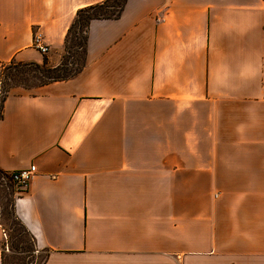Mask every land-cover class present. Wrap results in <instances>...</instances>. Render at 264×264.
<instances>
[{
    "label": "crops",
    "instance_id": "obj_1",
    "mask_svg": "<svg viewBox=\"0 0 264 264\" xmlns=\"http://www.w3.org/2000/svg\"><path fill=\"white\" fill-rule=\"evenodd\" d=\"M100 1L0 0V66L59 65ZM86 56L0 119V171L37 168L13 205L45 264H264V0H127Z\"/></svg>",
    "mask_w": 264,
    "mask_h": 264
},
{
    "label": "trees",
    "instance_id": "obj_2",
    "mask_svg": "<svg viewBox=\"0 0 264 264\" xmlns=\"http://www.w3.org/2000/svg\"><path fill=\"white\" fill-rule=\"evenodd\" d=\"M126 2L127 0H102L78 9L67 31L65 51L59 65L52 67L44 59L43 63L11 61L0 66V82L7 88L3 90V94H0V119L3 117L4 102L12 87L23 86L32 88L54 81L67 80L78 74L87 63L86 54L90 23L94 20L119 18ZM78 48H80V53L77 50ZM0 173L4 177L7 176L6 172L0 171ZM23 192L21 191V193ZM12 215L14 216L15 226L18 227V235L15 237L17 238L16 241L8 240L9 250L13 253L25 255L21 259L20 264H26V258L29 259L28 262L32 263L33 259L31 258H34L33 254L37 249L34 238L16 216L14 205ZM0 224L5 229L3 222H0ZM5 248L4 246V250ZM41 251L45 253V256L40 264H45L48 252L46 250ZM7 260V254L3 252V264H8Z\"/></svg>",
    "mask_w": 264,
    "mask_h": 264
},
{
    "label": "rangeland",
    "instance_id": "obj_3",
    "mask_svg": "<svg viewBox=\"0 0 264 264\" xmlns=\"http://www.w3.org/2000/svg\"><path fill=\"white\" fill-rule=\"evenodd\" d=\"M80 51V48L77 49ZM65 51L62 52V55ZM62 60V58H61ZM6 86L0 82V94H3V90L7 89ZM1 99V97H0ZM20 194L19 189L17 186H15L12 182H10L8 179H6L1 173H0V222H3L6 232V238L7 240H14L16 241L17 238H15L18 235V227L15 226L14 216L13 213V204L15 201V198ZM11 236V238H10ZM15 238V239H13ZM7 254V262L8 264H20L21 259L25 255L23 254H17L11 252L9 249H6ZM34 258L32 257V263L28 262L29 259H25L26 264H40L42 263V259L45 256V253L38 248L36 249L35 253L33 254Z\"/></svg>",
    "mask_w": 264,
    "mask_h": 264
},
{
    "label": "built area",
    "instance_id": "obj_4",
    "mask_svg": "<svg viewBox=\"0 0 264 264\" xmlns=\"http://www.w3.org/2000/svg\"><path fill=\"white\" fill-rule=\"evenodd\" d=\"M32 47L42 54L48 53L50 49L49 45L45 41L43 33L38 28L34 29ZM36 173L37 168L34 164H32L29 167L7 173L5 178L15 184L21 192L27 189L29 182L36 175Z\"/></svg>",
    "mask_w": 264,
    "mask_h": 264
}]
</instances>
